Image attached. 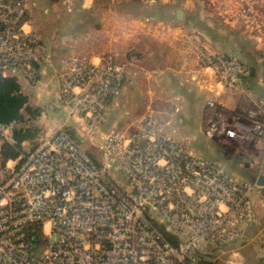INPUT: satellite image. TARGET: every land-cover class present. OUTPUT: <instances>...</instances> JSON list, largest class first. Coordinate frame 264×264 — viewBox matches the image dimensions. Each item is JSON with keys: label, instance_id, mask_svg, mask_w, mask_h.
Wrapping results in <instances>:
<instances>
[{"label": "built area", "instance_id": "built-area-1", "mask_svg": "<svg viewBox=\"0 0 264 264\" xmlns=\"http://www.w3.org/2000/svg\"><path fill=\"white\" fill-rule=\"evenodd\" d=\"M34 2L0 0V68L29 83L53 59L31 25ZM200 56L226 88L237 87L249 71L234 55ZM262 65L264 80V57ZM127 68L113 54L64 57L60 103L100 131ZM206 105L207 137L248 146L257 161L255 180L193 152L155 115L132 131L109 129L99 157L63 125L7 161L1 147L17 142V122L0 121V264H205L202 253L211 244L242 237L259 221L255 189L264 203V120L257 108L242 113L214 98Z\"/></svg>", "mask_w": 264, "mask_h": 264}, {"label": "crops", "instance_id": "crops-1", "mask_svg": "<svg viewBox=\"0 0 264 264\" xmlns=\"http://www.w3.org/2000/svg\"><path fill=\"white\" fill-rule=\"evenodd\" d=\"M177 1L170 0V7L174 6L179 21L174 27L171 25L174 22H170L169 32L155 29L153 39L164 47L154 50L141 48L137 63L128 66L122 92L108 103L105 128L132 131L145 117L155 115L165 122L167 133L186 141L193 152L198 154L195 147L208 140L209 151L220 156L218 145H214L205 133L209 113L207 99L214 98L244 113L253 108L260 109L259 117L264 120V0H180L181 4L176 5ZM108 3L109 0H72L71 5L76 12L86 7L100 12L103 8L107 9ZM179 9L182 10L180 15ZM30 22L37 30V24H33L31 19ZM39 31L53 51L52 62L41 67V76L36 83L17 77L33 105L42 109L47 104L54 105L48 112L41 113L37 123L45 132L64 125L76 135H89L91 129L84 119L71 114L60 103L58 74L64 57L90 53L88 56L96 59L105 50L113 49V42L106 40L105 44H99L95 49H82L75 45L77 37L72 38V50L57 51L55 39L43 35L41 29ZM61 39L65 41L64 36ZM202 51L237 56L246 63L249 71L237 87H223L215 81L212 70L203 64ZM237 143L240 154L251 158L250 163L240 162L239 159L241 174L234 173L255 180L258 169L256 157L248 146ZM219 159L229 162L234 158L223 160L220 156ZM255 203L259 215L264 214V203L259 193Z\"/></svg>", "mask_w": 264, "mask_h": 264}, {"label": "rangeland", "instance_id": "rangeland-1", "mask_svg": "<svg viewBox=\"0 0 264 264\" xmlns=\"http://www.w3.org/2000/svg\"><path fill=\"white\" fill-rule=\"evenodd\" d=\"M181 2L179 0L175 4L180 5ZM170 6V0H109L107 9L103 8L100 12L90 11L88 7L76 12L74 7L65 3L64 0H35L28 15L33 24H37L35 25L37 30L41 29L42 32L44 31L43 35L55 39L57 51L58 49L72 50V38L79 37L75 45L82 49H95L97 45L105 44L106 40H112L114 48L105 50L102 55L113 54L116 57H125L124 61H128L129 66L137 63L142 52L141 48L154 50L164 47L153 39V31L156 29L169 32L170 22H174L171 24L174 27L179 21L174 6L172 8ZM62 36L65 37L64 42L61 39ZM131 55H134L135 59L129 61ZM105 123L102 125V130H90L89 135L74 133L83 147L98 157L100 155L99 146L105 136L103 132L108 131ZM210 140L214 145H218L219 154L223 160L234 159L224 162L219 159L220 156L213 155L209 151L207 140L203 145H197L194 149L206 160L216 163L230 173L240 174L239 171L242 168L239 163L243 161L250 163L249 158L251 157L247 154L243 157L242 153L240 154L237 149L240 145L236 141ZM35 142V139L27 141L25 145L31 147ZM94 148L98 149V152ZM226 150L229 152L225 153ZM256 194H258L257 189L253 192L254 203ZM217 248L211 255L214 264H264V214H260L259 221L249 227L238 240L219 245Z\"/></svg>", "mask_w": 264, "mask_h": 264}, {"label": "trees", "instance_id": "trees-1", "mask_svg": "<svg viewBox=\"0 0 264 264\" xmlns=\"http://www.w3.org/2000/svg\"><path fill=\"white\" fill-rule=\"evenodd\" d=\"M42 107L33 105L30 97L22 89V85L16 76L4 75L0 68V121L15 120L17 122L16 139L17 142L11 144L4 142L1 147L3 161L17 157L26 149L27 141L36 140L35 146L40 137L46 132L37 123L41 115ZM19 123L21 124L19 126ZM31 146V147H32ZM218 245L211 244L202 253L205 264H214L211 257ZM207 254V255H206Z\"/></svg>", "mask_w": 264, "mask_h": 264}, {"label": "water", "instance_id": "water-1", "mask_svg": "<svg viewBox=\"0 0 264 264\" xmlns=\"http://www.w3.org/2000/svg\"><path fill=\"white\" fill-rule=\"evenodd\" d=\"M181 12H182V10H178V14L180 15L181 14ZM260 182H263V180H261Z\"/></svg>", "mask_w": 264, "mask_h": 264}]
</instances>
